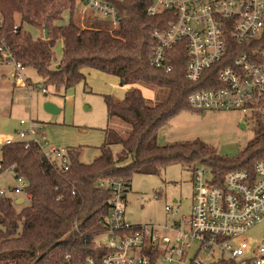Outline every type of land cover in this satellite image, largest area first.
Masks as SVG:
<instances>
[{
    "label": "trees",
    "instance_id": "obj_1",
    "mask_svg": "<svg viewBox=\"0 0 264 264\" xmlns=\"http://www.w3.org/2000/svg\"><path fill=\"white\" fill-rule=\"evenodd\" d=\"M151 5V0L118 4L125 15L120 27L113 29L87 20L82 26L77 24L72 17L76 0H0L1 39L17 62L37 71L46 87L57 91L74 88L86 81L88 71L114 76L121 87H128L122 100L104 95L109 124L120 121L127 129L108 125L102 130L103 141L97 147L100 154L91 163L81 161L83 147L66 149L70 165L65 171L49 164L35 143L17 141L4 146L3 166L12 168L15 178L28 182L26 192L32 199L19 207L11 198L0 197V264H86L88 259L100 264L109 252L98 237L110 230L112 197L111 191L101 186L104 181H122L127 197L134 175L160 176L169 165L192 169L207 165L212 181L223 185L229 173H253L255 164L264 161L260 119L254 121L258 123L254 138L234 157H223L201 142H159L161 129L179 112L193 110L189 96L209 89V81L216 80L219 68L206 72L200 82H189L183 46L169 53L171 72L153 68L152 35L157 29H166L175 14L150 16ZM67 11L70 21L61 25ZM24 24L37 28L39 36L33 38L23 29ZM59 41L63 43L62 59L53 68L54 47ZM141 87L165 91L167 98L151 104ZM113 146H121V151L114 153ZM140 227L130 225L120 233L132 234ZM211 264L236 263L221 258Z\"/></svg>",
    "mask_w": 264,
    "mask_h": 264
},
{
    "label": "built area",
    "instance_id": "obj_2",
    "mask_svg": "<svg viewBox=\"0 0 264 264\" xmlns=\"http://www.w3.org/2000/svg\"><path fill=\"white\" fill-rule=\"evenodd\" d=\"M126 1L82 0L83 13L88 10L100 13L108 17L110 25L116 29L125 15L118 4ZM151 1L150 16L163 12L175 14L166 29H157L152 35L155 47L151 66L171 72L169 53L183 46L188 57L186 79L189 82H200L206 72L219 68L216 80L209 81V89L189 96L193 110L238 112L246 122L264 121V0ZM0 67H12L11 77L25 83V68L16 61L1 37ZM21 125L26 123L21 121ZM18 134L20 141L35 143L49 164L65 171L69 169L66 149L49 146L43 135L42 140L36 139L35 133L28 139V130ZM14 143L6 141V145ZM3 169L0 159V170ZM207 175V170L193 169V205L188 219L183 216L171 227L141 226L132 234L120 233L130 228L125 222V184L112 179L102 182L101 186L110 190L112 197L108 217L110 230L105 244L109 252L100 264H203L198 259L200 255L214 256L216 252L236 264H264V247L253 249L245 241L234 243L238 236L264 220V161L255 164L253 173H229L223 185L214 183L212 174L211 180L206 179ZM17 181L12 191L23 195L24 201H30L32 196L26 192L28 182L21 177ZM5 196V191L0 190V197ZM165 212H172V207L166 206ZM86 264L96 262L88 259Z\"/></svg>",
    "mask_w": 264,
    "mask_h": 264
},
{
    "label": "rangeland",
    "instance_id": "obj_3",
    "mask_svg": "<svg viewBox=\"0 0 264 264\" xmlns=\"http://www.w3.org/2000/svg\"><path fill=\"white\" fill-rule=\"evenodd\" d=\"M83 9L82 0H76L72 17L77 24L82 26L87 20L102 27H112L108 17L90 10L83 13ZM70 18L69 11L65 12L60 24H68ZM23 29L33 38L39 36L38 29L33 26L24 24ZM62 49L63 43L59 41L54 47L53 68L62 59ZM13 71L12 67H0V90L9 91L13 103L12 109L8 108L0 117V138L3 142L7 138L19 140L17 131L22 128L20 121H24L26 125L22 129L28 130V138H32L35 133L36 139L42 140L43 135L49 146L58 149L83 147L81 161L88 164L100 154L97 147L103 141L102 130L108 125L121 131L127 129L122 122L109 124L107 119L104 95L110 94L120 100L125 94L117 78L98 71H88L85 82L78 83L74 88L67 90L61 88L57 91L52 86L46 87L43 79L32 67H27L23 71V77L27 81L25 83L16 82L11 77ZM3 72L9 73L8 76L2 77ZM45 88L47 91L43 92ZM141 89L146 96L154 98L151 104L167 98L165 91L149 93L148 88ZM47 104L54 105L59 113H48L45 108ZM262 123L264 125V121ZM257 125V122H246L238 112L203 113L190 109L183 110L161 129L159 142L161 144L201 142L223 157H234L254 138V128ZM120 151L121 146H113L114 153ZM198 167L207 170L206 179L211 180L210 167L202 164ZM192 173V168L173 164L167 166L160 176L134 175L131 190L126 197L125 222L131 226L171 227L174 221H179L183 216L188 219L193 205ZM17 185L18 181L12 170L4 167V171L0 173V190L5 191V197L9 196L13 201L23 198V195L15 194L11 190ZM29 203L30 201L26 199L23 204L16 205L20 207ZM166 206H171L172 212L167 214ZM98 240L106 244L108 236L101 235ZM244 241L253 249L264 247V220L238 236L234 243L240 244ZM220 258L221 254L216 252L214 256L206 257L202 254L198 259L203 264H211ZM185 262L187 263V260Z\"/></svg>",
    "mask_w": 264,
    "mask_h": 264
},
{
    "label": "crops",
    "instance_id": "obj_4",
    "mask_svg": "<svg viewBox=\"0 0 264 264\" xmlns=\"http://www.w3.org/2000/svg\"><path fill=\"white\" fill-rule=\"evenodd\" d=\"M4 73H7V72H3V74H1V76L2 77H7V75L6 76H4ZM13 78V77H12ZM113 78H116V77H114L113 76ZM14 79V78H13ZM118 79V78H117ZM25 82H27L26 80H25ZM118 83H119V79H118ZM119 85H120V83H119ZM22 86H23V84H22ZM122 89H124V91L126 92V90L128 89V87H121ZM148 91L147 92H149V93H154L155 91L154 90H150V89H147ZM5 91V92H4ZM142 92H143V90H142ZM125 95V94H124ZM143 95H144V97L148 100V101H154V98H152L150 95L149 96H146V94H144V92H143ZM149 97H151V98H149ZM123 98H124V96H123ZM123 98H120V100H122ZM12 107H13V103H12V101H11V93L9 92V91H6V90H4V89H1L0 90V117L2 116V115H4L5 113H6V111H7V109L8 108H11L12 109ZM20 126L23 128L24 126H22L21 125V121H20ZM22 128H20V130H18L17 132H19V131H21V130H23ZM28 138V137H27ZM29 139V138H28ZM7 140H11V139H5V141L3 142V140L0 138V146H1V149H0V157L2 156V149L4 148V146L6 145V141ZM13 140V139H12ZM13 141H15V142H17V141H20V139L19 140H13ZM67 149V148H66ZM7 169H9V168H7ZM13 175H14V173H13ZM14 177H15V175H14ZM17 179V178H16ZM13 188H11V190H12ZM9 197V196H8ZM18 199H20V198H18Z\"/></svg>",
    "mask_w": 264,
    "mask_h": 264
},
{
    "label": "water",
    "instance_id": "obj_5",
    "mask_svg": "<svg viewBox=\"0 0 264 264\" xmlns=\"http://www.w3.org/2000/svg\"><path fill=\"white\" fill-rule=\"evenodd\" d=\"M44 38L45 39L48 38V29L47 28L44 31ZM45 108H46V111L48 113H50V114H57V113H59V110L56 109V107L54 105H52V104H47ZM24 202H25L24 199L20 198V199H17L15 201V204H17V205L19 204L20 205V204H23Z\"/></svg>",
    "mask_w": 264,
    "mask_h": 264
}]
</instances>
